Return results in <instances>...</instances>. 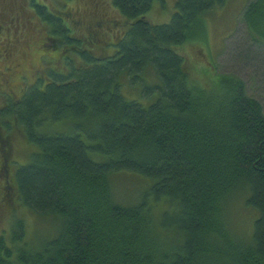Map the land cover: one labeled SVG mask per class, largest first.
I'll return each mask as SVG.
<instances>
[{
	"label": "trees",
	"instance_id": "obj_1",
	"mask_svg": "<svg viewBox=\"0 0 264 264\" xmlns=\"http://www.w3.org/2000/svg\"><path fill=\"white\" fill-rule=\"evenodd\" d=\"M154 1L109 0L121 20L112 30L119 20L105 15L77 22L71 0L58 2L66 21L46 0H0V9L60 26L50 39L63 44L34 46L36 77L25 70L19 95L0 101V128L24 138L20 165L8 160L14 134L0 151V203L9 209L0 264H264V113L242 82H203L178 52L227 0H173L174 15L159 26L146 17ZM246 5L250 37L264 44V0ZM5 30L0 53H13ZM22 30L12 38L29 54ZM127 79L142 86L136 100L120 92ZM54 123L65 130L43 131ZM123 175L144 183L135 197L115 189ZM236 204L256 214L250 235L234 231ZM25 212L37 222L31 232Z\"/></svg>",
	"mask_w": 264,
	"mask_h": 264
},
{
	"label": "rangeland",
	"instance_id": "obj_2",
	"mask_svg": "<svg viewBox=\"0 0 264 264\" xmlns=\"http://www.w3.org/2000/svg\"><path fill=\"white\" fill-rule=\"evenodd\" d=\"M46 1H49L47 5L50 12L54 10H56V12L60 11L61 13H57L58 17L66 21L63 15H65L66 11L69 9L66 10L63 5H58V2L61 0ZM250 1L251 0H227L222 8L214 10L204 19L201 25L203 30L202 34L201 32L196 34L193 38L194 40L178 48V52L186 59V62L189 63V69L192 71L197 70L198 74L203 78V82H214L215 84L219 75L232 76L242 82L244 94L254 99L261 107L262 113H264V44H259L250 37V32L246 25L244 17L246 10L244 8ZM70 7H72L71 10L74 14L79 15V17L75 16V20L77 22L79 21V23L86 24L89 20L80 18V16L87 17L90 15L92 17H102L105 15L107 20H119L116 22L117 26L112 30L119 28V24H121L120 17L110 7L109 0H71ZM20 12V9L17 10L16 7H14L11 12L5 11L4 8L0 9V35H4V29L8 30V39H11H9L7 43L15 41L14 47L16 48L13 53L7 51L0 53V71L4 73V76L0 75V101L3 100V98L6 100L8 99V96L5 95L8 91L10 93L12 92V94L19 95L18 82H20L19 80L22 75L24 76L25 70L28 72L26 75L30 76V79L36 77L35 71L40 66L39 59L41 53L33 54L34 50L32 48L34 46L40 48L41 45L45 43V46L50 50L53 45H63L57 42L58 39L54 41L50 39V37H61L62 28L60 26L49 30L41 26L40 21H37L36 17L31 13L28 12L25 17H19V14L21 15L22 13ZM174 13L175 5L173 0H155L151 10L146 14V17L153 26H159L168 24ZM14 19L17 20L19 24L15 23L14 25ZM94 20L99 21L100 19L95 18ZM12 25L15 27L11 28ZM110 25L112 24L110 23ZM2 26L3 28H1ZM16 26H20L23 29L22 35L28 33L32 38H27L28 40L26 42L28 48L30 47L31 49V53L27 54L25 52L26 49L23 48L21 44L17 43L18 40L12 38L14 30H21L20 27L17 29ZM70 27L74 29L73 24H70ZM76 36H79L81 40L88 38L84 32L82 35L77 34ZM81 40L79 42H82ZM89 47V49L96 54L101 53L100 51H96L94 46ZM107 48L112 50L113 53L114 48L111 45ZM5 68H7V70H4ZM141 75L144 76L146 80L148 79V81L153 79L152 73L143 72ZM24 81L25 86L30 84L29 79ZM121 83V94L129 101L136 100L137 94L141 91L142 86L133 85L128 79L127 82L122 80ZM155 83L156 81L148 85H154ZM57 126L56 123H54V125L47 124L44 126L43 131L52 133L53 131L61 132L65 130V128H59ZM3 127L0 128V151L6 150V147H4L5 143L2 142L3 139L5 140L4 137H6V134H14L12 137L8 138L9 147L11 148L8 160L10 162L13 158V160H15L14 162L20 165L24 162L23 142L20 140V137H23L16 132L17 130L15 131L14 127L10 125H7L8 128H5L6 126ZM14 165L16 164L13 163V166ZM14 168H16V166ZM3 182L4 179L0 178V186L3 185ZM142 183L141 180L134 178L131 180L123 175L116 177L113 185L120 195L123 196L129 193V196L135 197L138 194V189L144 184ZM235 206L236 207L231 212L230 218L235 233L241 237L243 235H250L256 214L247 210L241 204H236ZM162 209L163 208H160L158 211ZM20 215L23 216V213ZM24 215L30 226L29 232H31L37 224L36 219L28 212H25ZM8 218V206H3V204L0 203V235L5 231H9Z\"/></svg>",
	"mask_w": 264,
	"mask_h": 264
}]
</instances>
